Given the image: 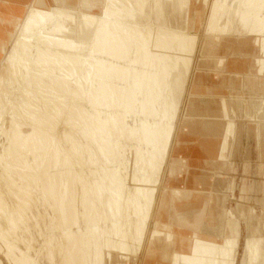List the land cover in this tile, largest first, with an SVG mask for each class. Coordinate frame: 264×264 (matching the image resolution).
Segmentation results:
<instances>
[{
    "label": "bare ground",
    "instance_id": "6f19581e",
    "mask_svg": "<svg viewBox=\"0 0 264 264\" xmlns=\"http://www.w3.org/2000/svg\"><path fill=\"white\" fill-rule=\"evenodd\" d=\"M212 32L223 51L258 45L264 54V0H57L27 9L0 43V264H106L140 247L142 264L160 262L148 258L149 241L182 224L192 231L158 248L165 264H264L263 176L251 174L247 187L235 175L210 180L189 190L191 206L174 205L177 217L160 221L166 175L191 138L187 155L206 152L211 169L228 142L235 165L243 140L255 139L257 157H248L264 170V82L250 74V58L207 82ZM256 61L262 68L264 55ZM232 185L253 189L252 200L227 204ZM211 221L222 235L210 234Z\"/></svg>",
    "mask_w": 264,
    "mask_h": 264
},
{
    "label": "rangeland",
    "instance_id": "374dc122",
    "mask_svg": "<svg viewBox=\"0 0 264 264\" xmlns=\"http://www.w3.org/2000/svg\"><path fill=\"white\" fill-rule=\"evenodd\" d=\"M155 12L159 16L160 15V8L156 9ZM224 32L226 33V32H228V30H225ZM235 34L238 35V36H242L239 33H233V34L231 33V34H229L227 36L228 37H233V35H235ZM210 35H211V37H213L211 39H213V41H215V43H212V46H211L212 48L209 47L210 49H213V53L211 54V56H209L210 61L213 64V68L210 69L209 73L206 75V78H208L207 82H210V81H215V82L216 81L217 82L218 81H223V79H224L223 73L225 71L224 68H225V65L227 64V62H233L232 60H234V61H237V62L245 61L246 63H248V59L249 58H250V63H248V64L249 65H253L251 67V69H252L251 71L253 73H250V74H252L254 77H256L255 79H257L258 81L264 82V75H262V74H264V69H263L264 65L261 68V65L258 64L259 62L256 61V57L257 56L264 55L262 53H259V51H257V53H256V50L259 47L258 45H255V46L249 45V48L254 49L253 53H248L246 51V52H243V53L239 54V53H235L234 50L223 51L224 50V48H222L223 47V42H224L223 36L219 35L220 38L216 37L217 33L212 32V33H209V35H207V37H210ZM249 51H251V50H249ZM0 54H1V52H0ZM252 75H250V76H252ZM209 79H211V80H209ZM218 83H221V82H218ZM220 93H227L228 94L229 92H228L227 89H222L220 91ZM253 98L256 100L257 99L256 95ZM230 114L236 120H241L242 119V117H241L242 113L230 112ZM223 115H224V117L226 115L224 107H223ZM244 118L247 120V119H250L251 117H250L249 114H245ZM252 119H254V118H252ZM231 137H230V139H231ZM191 139H192V141H190V143L187 144L188 146H185V145L183 146L182 145L180 150H178L179 151L178 155L180 156L179 160H177L175 162L176 165L173 164V168H171V170L166 175V179H165L166 182L164 184H165V186L167 188L165 189V191L163 193L160 194V196L162 195V199H163V201H165L162 204L163 209H165L164 204L166 202H167L168 208H167V210L165 209L163 211V215L160 217V221L162 220V222H164V221L165 222H169L170 219H172L174 216L177 217L176 216L177 213L173 209L174 205L176 207H178V209L180 207L184 206L186 203H189L188 205L191 206L192 205L191 202H193V198L194 197H193V194H190L192 192H189V190H193V188H196V187L197 188H201L202 184H205V183L209 182L210 180H213L215 178L216 179L217 178L228 179V178H230L231 175H235V181H238V183L242 184L241 180H242L243 174L246 175V178H249V179H250L251 174L256 175V176L258 175L259 177L263 176V178H264V170L263 171L259 170V172L255 173V174L252 173L251 171H247V170L244 171V172H241L240 171V167H241V164H242V161H241L242 156H240V155L239 156L235 155L236 157L234 158L235 159L234 164L236 165L237 169H234V171L230 170V169L234 168L235 165H231L232 164L231 157H229V158L225 157V154L227 155V152L229 151V146H230L229 142L227 144L226 149L223 151V155L224 156L223 155H221V156L219 155V157L217 159V161L219 162L218 167L214 166L213 169H211L210 163L208 161H206V160H204L203 163H195V161L193 160L194 157H191V156L187 155V154H190V151H189L188 148L192 147L195 144L196 140H197L196 138H191ZM243 141H244L243 142V146H245L246 149H247V147L251 148V146H256L255 139H248V137H246L245 140H243ZM236 152H238V151H236ZM204 157H202V158H204ZM215 160H216V157H215ZM201 165H203V166H201ZM227 165H229V167H231V168L230 169H226ZM245 165L246 166L247 165H251V163L249 161L248 162L245 161ZM217 170H219V171H217ZM219 172H221V173H219ZM211 173L212 174L214 173V174L212 175ZM201 174H203V176L206 175V177L204 176L206 178L205 179V183L203 182L202 184L199 181L195 180L196 176L197 175H201ZM228 180L230 181L231 178L228 179ZM235 181H234V183H235ZM249 181H251V179ZM234 185H232L229 188V190H230V192H229L230 198L231 199L233 198L232 200L229 199V202L231 204H236L237 203L236 199H238L240 202H242L243 200L244 201H247V200L251 201L252 200L251 192L253 193V189H246L245 191L236 190L234 188ZM246 187H247V183H246ZM178 190H180L181 193L178 192ZM234 192L237 194V197H235V193ZM240 193L242 194V196H246V198L245 197L238 198L239 196H241ZM256 194L259 195V192H257ZM186 195H187V197H186ZM249 195H250V198H247V196H249ZM208 200H210V199H208ZM159 203H161L160 197L158 199L156 207H158ZM256 204H258V203H256ZM260 206L261 207H260V209H258V211L261 210L260 213H262V214L260 216H262L263 213H264V211H263L264 204H262ZM183 228H184L183 224H182V226L174 225V226H171L169 228L163 227L162 229H163L164 232L161 233L158 236L153 237L154 240L151 239L149 241V246L151 248H153L154 251L150 252V254L149 253L147 254L148 258L151 259V257H154V255H155L157 260H159L160 262H157V261L155 263L149 262L148 264H165L167 262V259H165L164 257L160 256V252H159L160 249H158V248H160V246H169L170 243L176 241V239L178 238V236H177L178 233L180 231H182ZM166 231H172V232L175 231V232H173L174 235H172L169 238V237H167L164 234ZM165 237H167V238L165 239ZM162 244H164V245H162ZM119 254L117 253V256H114L115 258L118 259L117 262H113L112 263L110 258L109 259L106 258L105 259L106 264H128V263L129 264H142L141 261L144 260L143 257H145V253H144L143 250L141 251V247H140L138 255H136L135 253H131V251L130 252L128 251V254H123V253H119ZM0 256L3 257V254H2L1 251H0Z\"/></svg>",
    "mask_w": 264,
    "mask_h": 264
},
{
    "label": "crops",
    "instance_id": "0c3cea01",
    "mask_svg": "<svg viewBox=\"0 0 264 264\" xmlns=\"http://www.w3.org/2000/svg\"><path fill=\"white\" fill-rule=\"evenodd\" d=\"M55 1L57 2V0H47V1L46 0H0V43L1 44H9L10 32H12L15 29L17 20L21 19L25 15L27 9L30 6H32V4L38 5V4L42 3L44 5H48V4L54 5L56 3ZM216 152H217V149L215 150L214 153H216ZM200 153H202L204 155H201ZM253 154H254V156H253ZM257 154L258 153H257L256 149H254L252 147L251 148L247 147V149L245 148V150H242L241 153L236 154L238 156L239 155L242 156V159H243V160L241 159V161H242V164L240 167L241 172L245 171V166H246L245 161L250 162V160H251L248 156L250 155L251 158H255V157H257ZM204 156L207 158L208 155L206 152H204L202 150L197 152L195 154V157H194L195 163H197V162L203 163V161L206 160V158ZM202 157H204L205 159H203ZM201 166H203V165H201ZM247 166H248L247 171L257 172V171L261 170V169H259L261 167H257V165H254V167H252L251 165H247ZM249 180L250 179L246 178V175L243 174L242 184L245 185L247 183V185H249V182H250ZM210 184H211V181H209L205 184H202L203 186L201 185V187H210L211 186ZM254 188L258 189L257 187H254ZM252 194L253 193H251V195ZM229 196L230 195L228 193L226 203L230 205L228 200L231 198ZM206 197H203L202 200L199 202H197L195 199L196 205H201V207L202 206L204 207L206 202L209 201L208 200L209 198L208 197L206 198ZM211 198H212V196L210 197V199ZM212 206H215V205L212 204ZM197 217H198V215H196L195 218L192 219L195 223H196ZM201 225L203 227V224H199L198 229H199V227H201ZM210 227H211L210 234H213V236L218 235L217 233L222 235V232H221L222 230L221 229L219 230V227L216 230V227H214V221L210 222ZM184 228H185L186 232L192 231V230H190V228H188V229L186 227H184ZM189 232H187V233H189Z\"/></svg>",
    "mask_w": 264,
    "mask_h": 264
}]
</instances>
